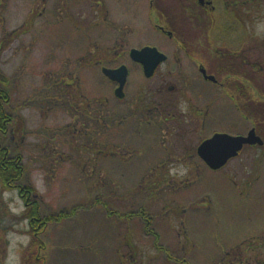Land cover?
<instances>
[{"label": "rangeland", "instance_id": "rangeland-1", "mask_svg": "<svg viewBox=\"0 0 264 264\" xmlns=\"http://www.w3.org/2000/svg\"><path fill=\"white\" fill-rule=\"evenodd\" d=\"M215 1L210 35L249 36L246 50L254 47L264 64V0ZM188 10L198 13L193 0H0V75L10 110L0 145L20 160L17 170L6 169L7 184L0 167L2 264H264V148H246L218 171L175 162L201 134L170 72L188 73V55L155 26L192 38L202 30ZM17 30L26 32L8 36ZM146 46L168 55L161 70L172 92L141 97L158 79L146 80L125 53ZM122 61L130 76L127 97L118 99L102 69ZM70 76L76 83L68 88L78 86L93 114L77 118L62 99ZM259 92V109L244 105L242 119L220 91H208L206 132L245 134L256 124L264 138V78ZM156 101L184 121L172 129L144 121L159 114ZM31 201L40 220L53 218L41 230L31 227Z\"/></svg>", "mask_w": 264, "mask_h": 264}, {"label": "flooded vegetation", "instance_id": "flooded-vegetation-1", "mask_svg": "<svg viewBox=\"0 0 264 264\" xmlns=\"http://www.w3.org/2000/svg\"><path fill=\"white\" fill-rule=\"evenodd\" d=\"M215 3V0H193V4L198 9V13L194 14L193 12H190L188 10L187 14L193 17L190 19L195 20L197 23V26L194 27L195 31L198 32V30H202V33H198L192 38H187L185 37V35H179L177 32L179 30H177L176 26L173 27V30H169L168 28H166V26L158 24L155 26V28L161 34L167 36L173 42L174 47L180 54L185 53L189 58L188 73L182 74L180 71L181 66L176 68V70H170L172 74L178 75L177 81L178 83H180V88L183 90V96L182 94L181 96L187 98V118L189 117L190 119L189 121L193 127V132L195 135H202H199L200 139L196 143V146L191 149V151L189 150L188 152H184V154H182L184 156L187 155L186 157L176 158L175 160V162H177L180 166H184V168L186 169L203 168L213 170L199 156L198 149L204 141L210 139L217 133L245 137L248 136L249 132L252 129H254L256 134L263 139V145H260L258 143L244 144L243 148L238 152L237 156L229 159L221 169H225L230 164L234 163V161H236L243 154L246 148L251 147L252 149H254L255 147L259 148L260 146L264 148V138L263 135L259 133L260 131L256 124L255 126H251V128L245 134L234 132L232 131V129H227L225 131L214 130L210 133L206 132V122H208L207 118L211 113V99H209L210 93L208 94V91H220L226 98L225 102H228L231 108H233L232 112L236 114L235 116L243 119L244 105H247V108H250L251 112L254 111L252 108V104H254V107L259 109L258 106L260 102V80L261 78H264V68L261 67V62L259 61V58H257L255 51L253 50L254 47H251L250 49L248 48V50H246V46H244V38L247 37V40H249V36L244 37L242 34H238L237 31L233 32V30L231 31L234 36L231 38L230 36L232 34H230L229 36L226 34L225 36H223V38L221 37V39H218V37L214 38L212 37V35H210L209 31L214 22L213 14L217 9ZM234 5L238 7L239 2L237 1ZM239 7L241 8V6ZM239 16L240 13L238 12L236 17L239 18ZM175 20L178 22L179 19L175 18L174 21ZM237 20L242 21L241 18ZM167 26L169 25L167 24ZM225 28L226 32L230 31L227 26ZM130 53L131 50L125 54H128L129 59L141 67L145 79L151 81L156 77L159 82L156 84V87L149 86V89L142 91L141 97H145L148 94L150 96L154 92H157L158 95L161 96L164 92L166 93L173 91L174 86H165V82L167 81V73L164 72L163 74V71L161 70L162 65H164L169 59L166 53L162 52L166 55L165 62L160 64L155 69L153 75L150 77H147L145 75L144 67L142 66V64L134 61L131 58ZM123 64L124 61H122L117 66V68H119ZM129 76L130 70L127 67V80L121 92H117L119 87L118 81L116 79L109 78V80L115 86L114 96L118 99H125L127 97L125 88L127 87ZM155 104H153V108H155L156 106L159 114L152 115L150 117L145 116L144 121H147L148 123L156 122L157 125H161V129L163 125L169 126L170 123H179L181 121H184L181 116H178L175 113L172 114V112L166 108L162 101H156ZM141 110L146 111L148 109L144 106ZM9 120L10 118L5 119L4 124H6ZM82 126H84L83 123ZM170 128L172 129V127ZM173 129L174 132L172 135H178L180 133L177 125L176 127L174 126ZM8 152V148H4L0 145V156L3 160L1 165L5 167V170H17L19 168L20 160L14 155L8 157ZM166 164V162H163L162 165L165 166ZM27 204L28 203L26 202V205ZM0 264H2L1 260Z\"/></svg>", "mask_w": 264, "mask_h": 264}, {"label": "water", "instance_id": "water-1", "mask_svg": "<svg viewBox=\"0 0 264 264\" xmlns=\"http://www.w3.org/2000/svg\"><path fill=\"white\" fill-rule=\"evenodd\" d=\"M130 55L134 61L142 64L147 77L152 76L155 69L166 60L165 54L160 52L156 47L149 46L141 50L132 49ZM103 73L110 79L118 81L119 87L117 92L123 90L127 80V67L125 65L117 69L104 68ZM256 143L263 145V140L256 134L254 129L246 137L217 133L200 145L198 154L213 170H218L229 159L237 156L244 144Z\"/></svg>", "mask_w": 264, "mask_h": 264}, {"label": "trees", "instance_id": "trees-1", "mask_svg": "<svg viewBox=\"0 0 264 264\" xmlns=\"http://www.w3.org/2000/svg\"><path fill=\"white\" fill-rule=\"evenodd\" d=\"M251 1H256V0H251ZM27 25L30 28V26H31V19H30L29 24H27ZM25 32H26V30L25 31H23V30H17V31H14V32L9 33L8 36H12V37L15 38L16 36H20V35H22ZM1 47H2V45L0 44V49H1ZM261 67L264 68V64H262ZM62 79L65 80V78H62ZM69 79H70V83H64V82L61 83V87L63 88V86H64V89H62L63 95L65 94L64 96H62V99H63V97L66 99L64 102L68 103V105L71 108H73V110L75 111V114L77 115V118L78 117H82V116L86 117V116H88L90 114H93V110L92 111H89V109H88V107L90 105L87 104L86 102L83 103L84 98L83 97L81 98V96L79 95L80 93L77 94V91L79 90L78 89V86H74L75 87V90L68 88V87H70L69 86L70 84L73 85L74 83H76L75 82L76 81L75 78H72L70 76ZM71 81H74V82H71ZM7 86H8V80H6L4 77H2L0 75V96H1L0 98L2 99V100H0V131L2 130V128L3 129L6 128L5 125H4V121H5V119H8L10 117L9 116L10 110L7 109V102H8ZM70 88H73V87H70ZM260 95H261V93H260ZM79 98H81L82 100H80ZM80 103H83V104H80ZM99 113H100L99 115H103L102 112H99ZM101 117L102 118L99 121L100 123L101 122L103 124H109L110 123L109 121L106 120V118H104V116H101ZM113 120H114V122H117L118 119H113ZM14 133H15V131H14ZM2 161L3 160H2V158L0 156V167H1V173H2L1 174V179H3L4 180V183L7 184L8 179L6 178V170L1 165ZM21 173L22 172H20V175H21ZM29 191H31V194L34 193L32 189H30ZM31 209H33V210H31V214H30L29 217H30V221H31V227L33 229H36V227H37L39 230H41L42 228H39V227L41 226L42 223H45L46 224V222L52 221V219H53L52 217L51 218H48V219H45V220H40L41 219L40 212H39L40 210L38 208V204H36L35 201H31ZM143 219L147 222V227H148L149 224H150V221H149L148 218L147 219L145 218V215L144 214H143ZM44 226H41V227H44ZM37 260L38 259L36 258V262H35L36 264H37ZM243 261H245L244 258H243Z\"/></svg>", "mask_w": 264, "mask_h": 264}]
</instances>
